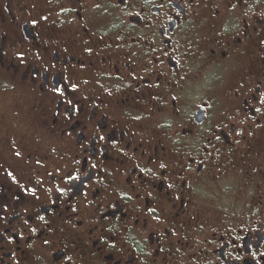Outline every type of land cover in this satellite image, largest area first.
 <instances>
[{
	"label": "flooded vegetation",
	"instance_id": "flooded-vegetation-1",
	"mask_svg": "<svg viewBox=\"0 0 264 264\" xmlns=\"http://www.w3.org/2000/svg\"><path fill=\"white\" fill-rule=\"evenodd\" d=\"M0 264H264V0H0Z\"/></svg>",
	"mask_w": 264,
	"mask_h": 264
},
{
	"label": "rangeland",
	"instance_id": "rangeland-1",
	"mask_svg": "<svg viewBox=\"0 0 264 264\" xmlns=\"http://www.w3.org/2000/svg\"><path fill=\"white\" fill-rule=\"evenodd\" d=\"M16 104H19L15 94L11 93H2L0 94V108L1 111L10 113L14 110H18L19 107H17Z\"/></svg>",
	"mask_w": 264,
	"mask_h": 264
}]
</instances>
